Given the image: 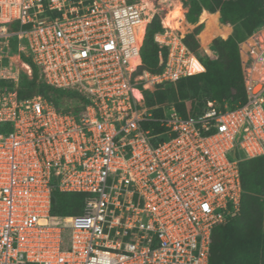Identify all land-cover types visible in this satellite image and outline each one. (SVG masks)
Returning a JSON list of instances; mask_svg holds the SVG:
<instances>
[{"label":"built area","instance_id":"built-area-1","mask_svg":"<svg viewBox=\"0 0 264 264\" xmlns=\"http://www.w3.org/2000/svg\"><path fill=\"white\" fill-rule=\"evenodd\" d=\"M176 2L185 20L181 0H0V264H209L213 228L241 211L240 160L264 155V25L239 43L245 101L194 115L188 87L184 117L154 94L204 71L165 23ZM159 10L161 70L139 73ZM22 53L86 93L78 114L18 97ZM55 188L85 194L62 223Z\"/></svg>","mask_w":264,"mask_h":264},{"label":"trees","instance_id":"trees-1","mask_svg":"<svg viewBox=\"0 0 264 264\" xmlns=\"http://www.w3.org/2000/svg\"><path fill=\"white\" fill-rule=\"evenodd\" d=\"M186 7V20L196 24L202 10L210 13L206 18L203 31L198 32L202 24H197L191 32L183 36L187 47L195 53L204 66V71L182 77L176 86L172 83H163L156 86L154 94L164 101L172 102L176 110L186 116V105L182 99L188 96V87L195 96L192 113L198 115L204 111L208 101L217 102L221 108H228L243 103L246 99L242 67L239 55V43L251 35L258 27L264 25V0H181ZM170 10V9H169ZM167 11V13L169 12ZM166 13V14H167ZM163 11L159 10L146 27L141 48L142 64L137 72L144 70L158 72V53L162 48L154 41V34L161 30L160 17ZM232 25L230 33L228 26ZM205 19L204 12L200 17ZM221 36L218 34L217 27ZM210 27L215 33L211 32ZM210 29V31H209ZM210 49L206 52L213 56V45L218 51L215 59H210L199 50L197 34ZM198 40V41H197ZM213 43V44H212ZM22 58L30 64L31 76L27 73L20 75L18 97L26 99L41 94L52 102L59 111H72L78 114L89 101L88 96L78 86L57 87L47 83L39 66L32 58L22 53ZM223 66V69L221 68ZM5 81L0 80V84ZM146 92L147 98H152ZM191 101L188 102V108ZM155 115H162V110L154 111ZM154 131H163L164 127L157 122L145 123ZM241 176L242 198L241 211L226 222L216 225L211 234L209 264H264V155L242 159L239 162ZM85 194L80 192H63L57 188L53 190L51 214L53 222L62 223L65 217L80 212Z\"/></svg>","mask_w":264,"mask_h":264},{"label":"rangeland","instance_id":"rangeland-1","mask_svg":"<svg viewBox=\"0 0 264 264\" xmlns=\"http://www.w3.org/2000/svg\"><path fill=\"white\" fill-rule=\"evenodd\" d=\"M176 4H179V2H176ZM176 7H177V8H176ZM176 7H175V9H179V8H180L178 5H177ZM172 8H173V7H171V9L169 10V12L172 10ZM185 8H186V7H185ZM173 10H174V9H173ZM173 10H172V11H173ZM169 12H168L167 14H169ZM180 13H182V12L180 11ZM204 15H205V19H204V20H206V18H208V15H207V13H205V12H204ZM217 19H218V18H217ZM218 21H219V19H218ZM185 22H186V21H182V24L180 25V28H179L180 30L177 29L178 31H181L183 34H185L186 31H187V32H191V31H193V29L196 27L197 24H200V23L202 24V26L200 27L199 31H200L201 28L203 27V23H202V22H197L196 24H190V23H188V22H187V23H185ZM171 23L174 24V20H171ZM219 23H220V22H219ZM220 24H221V23H220ZM183 25H184V27H185V31H184V32H183V30L181 29ZM229 26L231 27V32H232V31H233V30H232V25L229 24ZM204 28H205V26H204ZM204 28H203V29H204ZM203 29H202V31H203ZM210 29H211V32H212V33H215L213 27H212V28L210 27ZM210 29H209V31H210ZM228 30L230 31V28H228ZM199 31H198V32H199ZM202 31H201V32H202ZM181 32H180V33H181ZM187 32H186V33H187ZM231 32H230V33H231ZM199 33H200V32H199ZM199 33H198V39H199V41H200L201 43H200L198 40H197V41H198V44H199V50H200L201 53H203L204 50L207 51L206 49H208V48L203 47V46H207V45H205V41L199 36ZM216 35L221 36V35H219V34H214L213 37L215 38ZM227 35H228V34H227ZM227 35H226V36H227ZM196 36H197V35H196ZM218 36H216V37H218ZM213 37H212V38H213ZM222 37H223V36H222ZM214 38H213V39H214ZM201 44H202L203 46H202ZM22 73H25V74H26V70H24V68H23ZM31 74H32V72H31ZM27 75H28V74H27ZM30 76H31V75H30ZM40 95H41V94H40ZM230 156L233 158V153H230Z\"/></svg>","mask_w":264,"mask_h":264},{"label":"bare ground","instance_id":"bare-ground-1","mask_svg":"<svg viewBox=\"0 0 264 264\" xmlns=\"http://www.w3.org/2000/svg\"><path fill=\"white\" fill-rule=\"evenodd\" d=\"M179 6V9H175L176 6ZM175 7L172 8V10L169 12V14H166L165 16V23L166 25H168L169 27L173 28L174 30H177L180 28V25L182 24V21H184L183 18V14L185 12V9L181 8V4H176ZM177 8V7H176ZM180 11L182 13H180ZM171 20H174V24L171 23ZM183 30V32L185 31V27L184 25L181 28ZM180 30V29H179Z\"/></svg>","mask_w":264,"mask_h":264},{"label":"crops","instance_id":"crops-1","mask_svg":"<svg viewBox=\"0 0 264 264\" xmlns=\"http://www.w3.org/2000/svg\"><path fill=\"white\" fill-rule=\"evenodd\" d=\"M203 12L208 13V14H217V15H218V18H219V13H218V12L210 13V12H208L207 10H202V12H201V14L199 15V18H198V22H202V23H203V27L201 28V30L204 28V26H205V24H206V21H205V20L201 21V19H200V17H201V15H202ZM184 21H186L185 23H187L186 18H185ZM217 21H218V19H217ZM218 23H219V21H218ZM190 24H191V23H190ZM219 24H220V23H219ZM220 25H221V26H228V27L230 28V32H231V27L229 26V24H220ZM216 27H217V26H216ZM201 30H200V31H201ZM217 30H218V32H219L218 34L220 35V30L218 29V27H217ZM232 30H233V29H232ZM200 31H199V32H200ZM186 32H187V31H186ZM229 34H230V33H229ZM229 34H228V35H229ZM228 35H227V36H228ZM216 36H218V35H216ZM216 36H215V37H216ZM227 36H223V37H222V35H221L222 38H226ZM197 38H198V34H197ZM213 38H214V37H213ZM213 38L211 39V41L213 40ZM198 40H199V39H198ZM211 41L209 42V44H208L207 46H203L202 44H201V45H202L203 47L208 48V49H206V50H209V49H210V46H211ZM199 42H200V41H199ZM200 43H201V42H200ZM212 44H213V43H212ZM213 47L215 48L214 45H213ZM215 49H216V48H215ZM204 53L206 54L205 50H204Z\"/></svg>","mask_w":264,"mask_h":264}]
</instances>
